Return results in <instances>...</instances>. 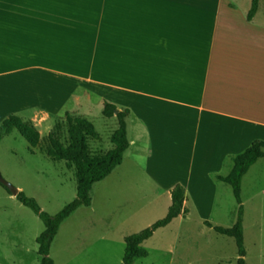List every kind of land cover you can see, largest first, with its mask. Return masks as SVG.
<instances>
[{"label": "rangeland", "instance_id": "obj_1", "mask_svg": "<svg viewBox=\"0 0 264 264\" xmlns=\"http://www.w3.org/2000/svg\"><path fill=\"white\" fill-rule=\"evenodd\" d=\"M157 1L163 3V7L171 8L174 0ZM176 1L198 5L193 0ZM196 1L202 2L207 11L198 7L195 16H201V9L209 16L207 24L217 27L223 23L222 29L228 34V42L231 44V38L236 37L239 45L257 51L258 66L264 67V0H259L252 21L247 20L252 0ZM190 4L184 6L191 8ZM42 40L48 39H39L29 33L19 34L17 47L12 53L0 55V64L11 65L8 62L10 58L19 67L33 65L38 60H49L51 68L64 72H50L43 79L36 77L34 82L32 78L28 81L29 86L25 87L31 89L34 101L36 96H52L56 89V101L42 102L53 113L75 107V99L69 94L70 82L85 84L105 93L111 90L108 85H99L91 78L107 82L114 78L112 72L123 68L132 81L143 79L138 75L137 58L123 63L121 58L124 59V56L80 54L94 40L91 38H62L60 42L65 43V50L60 54L23 55V42L39 43ZM107 67L111 70L109 76ZM141 69L151 75L144 66ZM32 73L37 75V72L20 71L0 79L5 78L9 88L14 76L11 92L21 91V84L26 78L29 80ZM76 74L83 75L85 79L78 78ZM48 84L52 87L49 93ZM147 91L154 94L153 84H148ZM0 93L8 94L1 87ZM97 95L88 100L84 95L80 97L86 99L84 103L89 106L87 118L100 134L98 140L91 141V147L106 151L112 147L110 137L117 122L115 118L103 115V104ZM111 95L114 97L112 92ZM76 96L79 97V91ZM131 97L127 94L124 99L130 100ZM164 103H156L152 111H166L175 118L178 116L177 125L196 137L197 149H193L190 139L183 137L180 129L176 139L172 138L173 143L168 136V146L165 133H161L159 139L153 135V130L146 131L141 125L128 129L129 138L139 139L138 144L130 146L122 164L108 177L94 184L90 192L91 206L78 208L61 223L50 246L49 256L54 264H121L126 248L125 238L151 226L167 214L171 190L166 197L163 187L168 184L185 187L189 213L157 229L141 244L148 255L135 258L133 264H237L236 240L217 232L214 227H233L239 217L240 204L232 186L218 176L226 177L231 173L235 156L243 153L250 142L247 138L232 142L234 136L225 135L217 143L219 135L209 136L211 127H203L196 116L186 118L187 113L192 112L186 104ZM5 108L7 105L2 103L0 122L9 114ZM31 121L42 140L57 122L64 124V120L59 118H35ZM198 123L202 127L197 131ZM162 140L165 141L162 143ZM0 175L28 197L34 198L41 209L51 215L57 214L77 195L74 166L67 161H52L40 151L39 146L32 152L17 130L3 136L0 141ZM240 197L246 264H264V157L257 160L242 177ZM207 221L213 227H209ZM44 229V223L32 209L0 184V264H41L37 238Z\"/></svg>", "mask_w": 264, "mask_h": 264}, {"label": "crops", "instance_id": "obj_2", "mask_svg": "<svg viewBox=\"0 0 264 264\" xmlns=\"http://www.w3.org/2000/svg\"><path fill=\"white\" fill-rule=\"evenodd\" d=\"M193 2L198 5L174 0L168 8L157 0H0V55L12 53L18 45L17 36L23 33L48 39L39 43L23 42L21 52L31 56L60 54L65 50V43L60 42L62 38H91L94 40L80 54L124 56L121 58L123 63L137 58L138 75L143 78L132 81L123 68L112 72L114 78L107 82L91 78L99 85H108L111 90L105 93L85 84L70 82L69 94L75 99V107L62 109L59 114L42 105L43 100L49 103L57 100L56 89L52 96H36L34 101L31 89L25 87L29 86L28 81L32 78L34 82L36 77L43 79L50 72H64L51 68L49 60L19 67L10 58L8 62L11 65L0 64V78L20 71L37 72V75L30 74V79L26 78L21 84L22 90L13 92L14 76L9 88L5 78L0 79L1 89L8 93H0V107L2 103L6 104L8 116L15 115L25 120L64 119L67 113L87 118L89 106L80 96L84 95L88 100L99 94L103 109L105 102L118 109H129L128 129L141 125L146 131L153 130V135L159 139L161 133H165L167 146L169 138L173 143L172 138L176 139L177 131L181 130L180 133L190 139L195 150L197 139L186 129L179 128L176 123L178 116L175 118L166 111H152L156 103L186 104L192 109L186 118L196 116L203 127H211L209 136L219 135L217 143L225 135H233L232 142L247 138L250 146L255 140L264 142V67L258 66L259 53L239 45L236 37L231 38L230 44L228 34L222 29L224 24L217 27L207 24L209 16L201 9V16H195L198 7L206 9L202 2ZM95 4L99 5L93 7ZM184 4H190L191 8ZM50 39L59 41L51 42ZM141 66L147 68L151 75L143 72ZM106 70L108 76L111 75L110 68ZM76 76L85 79L81 74ZM148 84H153L154 94L147 91ZM47 88L48 93L52 92L50 84ZM77 91L79 97L76 96ZM127 94L132 95L130 100L124 99ZM112 118L116 119L115 116ZM201 127L198 123L197 131ZM129 140L130 146L139 142L137 138ZM172 188L171 184L163 187L166 197ZM186 200L184 206L188 208Z\"/></svg>", "mask_w": 264, "mask_h": 264}, {"label": "trees", "instance_id": "obj_3", "mask_svg": "<svg viewBox=\"0 0 264 264\" xmlns=\"http://www.w3.org/2000/svg\"><path fill=\"white\" fill-rule=\"evenodd\" d=\"M258 2L259 0H252V8L247 15L248 20L254 18L258 10ZM129 114V109H118L114 104L105 102L103 115L106 118L115 116L117 121V127L110 137L112 147L106 151L94 150L91 147V141L100 138L93 122L70 113H67L64 119H60L64 120V124L57 122L43 140L31 120L9 115L0 122V141L4 135L17 130L27 141L32 152L39 146L40 151L52 161H67L75 168L77 195L74 200L66 204L55 215L43 211L34 198L28 197L22 191L16 196V199L32 209L45 225L44 231L37 238L39 243L38 252L42 256L41 264H54L53 259L49 256L50 246L61 223L78 208L89 207L92 203L90 192L94 184L108 177L123 162L124 154L131 145L126 120ZM263 157L264 142L255 140L243 153L235 156L233 169L228 176H218L220 180L232 186L235 197L240 204L239 217L233 227H214L217 232L236 240L239 255L237 264H246L242 219L243 207L240 197L242 177L257 160ZM171 197V205L165 217L125 238L126 248L121 264H133L135 258L147 256L148 251L141 247V244L152 237L157 229L168 225L180 215L186 216L188 209L184 206L186 200L185 187L182 184H176L171 190ZM206 224L213 227L208 221Z\"/></svg>", "mask_w": 264, "mask_h": 264}, {"label": "water", "instance_id": "obj_4", "mask_svg": "<svg viewBox=\"0 0 264 264\" xmlns=\"http://www.w3.org/2000/svg\"><path fill=\"white\" fill-rule=\"evenodd\" d=\"M0 184H2L7 190L10 192L11 195L17 196L18 193L20 192V189L13 185L11 182L6 180L2 175H0Z\"/></svg>", "mask_w": 264, "mask_h": 264}]
</instances>
